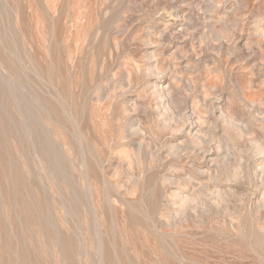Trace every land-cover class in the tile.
Masks as SVG:
<instances>
[{
	"label": "rangeland",
	"instance_id": "1",
	"mask_svg": "<svg viewBox=\"0 0 264 264\" xmlns=\"http://www.w3.org/2000/svg\"><path fill=\"white\" fill-rule=\"evenodd\" d=\"M80 263L264 264V0H0V264Z\"/></svg>",
	"mask_w": 264,
	"mask_h": 264
},
{
	"label": "bare ground",
	"instance_id": "2",
	"mask_svg": "<svg viewBox=\"0 0 264 264\" xmlns=\"http://www.w3.org/2000/svg\"><path fill=\"white\" fill-rule=\"evenodd\" d=\"M31 212V211H30ZM25 217V216H24ZM4 226V225H3ZM41 228V227H40ZM7 230V229H6ZM71 254V253H70ZM81 264V263H80Z\"/></svg>",
	"mask_w": 264,
	"mask_h": 264
}]
</instances>
